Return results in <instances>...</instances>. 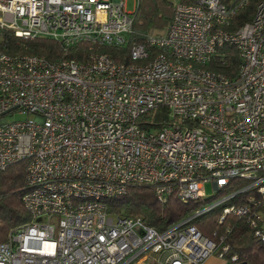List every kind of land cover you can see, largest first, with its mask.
<instances>
[{"label":"built area","instance_id":"obj_1","mask_svg":"<svg viewBox=\"0 0 264 264\" xmlns=\"http://www.w3.org/2000/svg\"><path fill=\"white\" fill-rule=\"evenodd\" d=\"M244 5L176 2L162 34L129 47L125 0H0V32L88 48L83 61L0 49V171L25 163L32 216L0 244V264H204L222 255L191 222L218 207L220 221L247 217L264 243V220L250 209L264 201V0L229 30ZM224 45L242 60L232 78L208 68ZM160 106L170 121L148 129L141 117ZM233 180L245 185L226 192ZM206 183L219 196L163 232L108 211L130 185L184 203L206 198ZM246 191L244 204L234 201Z\"/></svg>","mask_w":264,"mask_h":264},{"label":"trees","instance_id":"obj_2","mask_svg":"<svg viewBox=\"0 0 264 264\" xmlns=\"http://www.w3.org/2000/svg\"><path fill=\"white\" fill-rule=\"evenodd\" d=\"M175 1L193 4L196 0ZM260 1L245 0L244 7L231 21L229 30L235 31L251 22ZM176 2L138 0L128 46L144 43L149 35L162 34L172 19ZM0 49L12 56L37 55L50 61L71 59L83 61L88 53L85 45L65 49L60 43L48 38L28 40L16 37L9 31L0 32ZM107 51L114 53L116 49H107ZM125 53L127 54V49H123L121 55L124 56ZM241 61L237 49L224 45L217 49L208 68L232 78L236 75ZM168 121H170L169 110L161 106L145 113L140 119L148 129H160ZM231 183L233 188L227 189L226 192L239 191L245 185L241 180H233ZM27 189L24 162L15 163L0 171V244L6 242L10 234L32 221V216L22 204V197ZM249 195L248 191L237 194L234 201L244 204V200ZM218 196L184 203L176 196H172L165 203H158L154 186L130 185L125 196L109 203L108 211L122 216L139 217L147 226L163 232L201 211ZM254 201L255 206L251 204L250 207L251 213H259L264 220V201L259 197H255ZM221 216L222 211L218 207L197 216L191 225L217 245L216 255L221 254L222 259L228 264H264V243L254 236V229L248 218L227 214L220 221ZM223 248L226 250L223 251Z\"/></svg>","mask_w":264,"mask_h":264},{"label":"rangeland","instance_id":"obj_3","mask_svg":"<svg viewBox=\"0 0 264 264\" xmlns=\"http://www.w3.org/2000/svg\"><path fill=\"white\" fill-rule=\"evenodd\" d=\"M173 2H176L175 0H172ZM125 9L128 13H135L137 9V2L136 0H125ZM14 120H24L26 117L22 115H14V117H11ZM204 192L206 198H211L213 194V188L210 183H206L204 185ZM145 264H154L151 263L150 261L146 262Z\"/></svg>","mask_w":264,"mask_h":264},{"label":"crops","instance_id":"obj_4","mask_svg":"<svg viewBox=\"0 0 264 264\" xmlns=\"http://www.w3.org/2000/svg\"><path fill=\"white\" fill-rule=\"evenodd\" d=\"M204 264H228V262L225 259L216 256H211L205 261Z\"/></svg>","mask_w":264,"mask_h":264}]
</instances>
